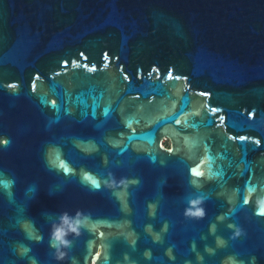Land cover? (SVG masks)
I'll return each instance as SVG.
<instances>
[{
    "label": "water",
    "instance_id": "95a60500",
    "mask_svg": "<svg viewBox=\"0 0 264 264\" xmlns=\"http://www.w3.org/2000/svg\"><path fill=\"white\" fill-rule=\"evenodd\" d=\"M257 199L264 0H0V264H264Z\"/></svg>",
    "mask_w": 264,
    "mask_h": 264
},
{
    "label": "clouds",
    "instance_id": "9594fccd",
    "mask_svg": "<svg viewBox=\"0 0 264 264\" xmlns=\"http://www.w3.org/2000/svg\"><path fill=\"white\" fill-rule=\"evenodd\" d=\"M209 161H211V157H207ZM199 166H193L190 169V175L196 176V172ZM203 170V169H200ZM206 176V172H205ZM204 176V177H205ZM197 179L203 178L200 176H196ZM138 183V181H136ZM96 188H99V184L94 185ZM256 185H246V192L251 189L253 192L255 190ZM252 202V195L248 194L246 196L245 203L249 204ZM202 203V201H201ZM195 209L193 211L192 209ZM254 213L257 216H264V199H257L255 203ZM187 214L191 215L195 219H202L205 215V210L199 206L196 201H192L190 208L187 210ZM95 221L92 219L91 215L84 216L82 213H77L75 218H71L68 214H64L61 217L60 224L55 225L53 227L50 239L49 246L55 252V258L57 261L62 262L65 259L69 258V251L73 247V240L71 237L79 238L84 231L91 232L95 226ZM238 234H240L238 232ZM31 239V237H27ZM42 239V238H41ZM17 254L21 256V258L28 256L31 252V248L28 246H22L16 249ZM146 256L150 258V253H146ZM31 264H36V259L31 257ZM73 261L75 258H71ZM252 264H255L256 257H252ZM224 264H240V261L235 256H229L225 259Z\"/></svg>",
    "mask_w": 264,
    "mask_h": 264
},
{
    "label": "flooded vegetation",
    "instance_id": "af4514ba",
    "mask_svg": "<svg viewBox=\"0 0 264 264\" xmlns=\"http://www.w3.org/2000/svg\"><path fill=\"white\" fill-rule=\"evenodd\" d=\"M164 144H165L166 147H170V141L168 139L164 140Z\"/></svg>",
    "mask_w": 264,
    "mask_h": 264
},
{
    "label": "snow or ice",
    "instance_id": "6c2138e0",
    "mask_svg": "<svg viewBox=\"0 0 264 264\" xmlns=\"http://www.w3.org/2000/svg\"><path fill=\"white\" fill-rule=\"evenodd\" d=\"M93 183H95V181H93Z\"/></svg>",
    "mask_w": 264,
    "mask_h": 264
},
{
    "label": "rangeland",
    "instance_id": "374dc122",
    "mask_svg": "<svg viewBox=\"0 0 264 264\" xmlns=\"http://www.w3.org/2000/svg\"><path fill=\"white\" fill-rule=\"evenodd\" d=\"M166 142V141H165Z\"/></svg>",
    "mask_w": 264,
    "mask_h": 264
}]
</instances>
